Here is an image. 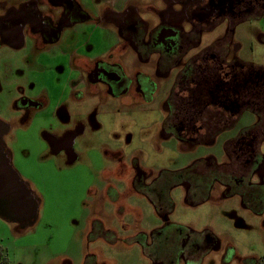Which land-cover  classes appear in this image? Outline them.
<instances>
[{"label": "rangeland", "instance_id": "374dc122", "mask_svg": "<svg viewBox=\"0 0 264 264\" xmlns=\"http://www.w3.org/2000/svg\"><path fill=\"white\" fill-rule=\"evenodd\" d=\"M89 3L87 10L98 14V3ZM236 29L242 46L237 56L263 66L258 34L264 33V17ZM116 42L113 28L90 23L66 30L40 60L32 48L21 53L0 48V122L9 127L4 141L14 169L40 200L31 225L0 218V258L9 264H84L90 258L96 264H153L138 235L150 238L163 221L132 182L140 173L155 180L200 155H218V147L189 149L175 138H162L166 86L139 101L113 97L102 84H79L83 72L77 60L105 57ZM131 59H125L127 67ZM29 97L36 106L24 108L19 102ZM66 140L70 148L64 147ZM261 149L264 154V142ZM217 191L195 206L186 203L184 187L171 191L170 222L209 232L220 244L190 264H256L264 258V211L257 214L244 208L240 197L223 199ZM102 227L116 233L114 241L96 236Z\"/></svg>", "mask_w": 264, "mask_h": 264}, {"label": "flooded vegetation", "instance_id": "af4514ba", "mask_svg": "<svg viewBox=\"0 0 264 264\" xmlns=\"http://www.w3.org/2000/svg\"><path fill=\"white\" fill-rule=\"evenodd\" d=\"M46 1L47 11L39 0L0 18V48L24 43L25 36L40 60L66 30L86 21L111 27L117 42L102 53L105 57L77 60L83 72L79 84H102L113 97L139 101L166 86L162 138H175L189 149L219 148L218 155H198L180 171L150 181L140 173L132 182L134 192L146 196L163 221L150 238L138 235L153 264H190L220 245L209 232L170 222L171 191L177 187H184L186 203L193 206L209 201L218 190L221 198L238 196L244 208L263 213L264 65L241 60L235 36L239 24L264 17V0H93L99 17L88 14L78 0ZM258 35L264 44V33ZM128 57L134 59L128 66L133 73ZM33 101L29 97L19 103L31 108ZM5 136L0 151L12 160ZM64 147H71L69 140ZM96 236L114 241L116 233L102 227ZM96 262L90 258L84 264ZM261 262L264 258L256 264Z\"/></svg>", "mask_w": 264, "mask_h": 264}, {"label": "water", "instance_id": "95a60500", "mask_svg": "<svg viewBox=\"0 0 264 264\" xmlns=\"http://www.w3.org/2000/svg\"><path fill=\"white\" fill-rule=\"evenodd\" d=\"M8 131V125L0 122V146H5L2 137ZM39 208V198L14 169L12 160L0 151V218L10 223L31 225L38 218Z\"/></svg>", "mask_w": 264, "mask_h": 264}, {"label": "crops", "instance_id": "0c3cea01", "mask_svg": "<svg viewBox=\"0 0 264 264\" xmlns=\"http://www.w3.org/2000/svg\"><path fill=\"white\" fill-rule=\"evenodd\" d=\"M37 1H39V0H0V18H2L3 16H6L9 13H15L16 14L18 11H20V9L22 8L23 5L29 4L31 6L33 3H36ZM90 1H91V3L93 2V0H78L80 5L83 7V9L85 11H87L88 14L95 15V16L99 17V10H98V14L91 13L87 10L86 7H88L90 5V3H89ZM44 3H45V5L41 8H42V10L47 11V7H48L49 3L46 0H44ZM82 24L83 25H86V24L89 25L90 23L88 21H86ZM79 25H81V24H79ZM97 27L99 28L100 26L98 25ZM102 29L105 30V28H102ZM24 37L25 36H23L24 43L20 41L18 44H13L10 47L15 52H18V53L28 52L31 48L33 49V51H35V49L29 45L28 41L25 42ZM54 48H55V45L52 46L48 50H44L43 52L45 54L50 53L53 51ZM76 51H80V50H75V52Z\"/></svg>", "mask_w": 264, "mask_h": 264}, {"label": "trees", "instance_id": "16d2710c", "mask_svg": "<svg viewBox=\"0 0 264 264\" xmlns=\"http://www.w3.org/2000/svg\"><path fill=\"white\" fill-rule=\"evenodd\" d=\"M0 263L1 264H9L7 259L2 260L1 258H0ZM260 264H264V262H261Z\"/></svg>", "mask_w": 264, "mask_h": 264}]
</instances>
